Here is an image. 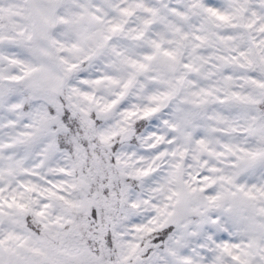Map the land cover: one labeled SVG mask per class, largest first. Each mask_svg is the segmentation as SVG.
Here are the masks:
<instances>
[{"label":"snow or ice","instance_id":"obj_1","mask_svg":"<svg viewBox=\"0 0 264 264\" xmlns=\"http://www.w3.org/2000/svg\"><path fill=\"white\" fill-rule=\"evenodd\" d=\"M0 264H264V0H0Z\"/></svg>","mask_w":264,"mask_h":264}]
</instances>
